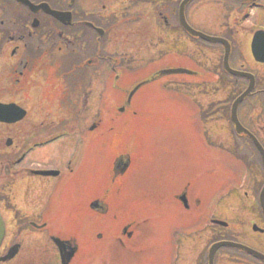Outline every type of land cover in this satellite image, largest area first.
I'll return each instance as SVG.
<instances>
[{
  "label": "rangeland",
  "instance_id": "obj_1",
  "mask_svg": "<svg viewBox=\"0 0 264 264\" xmlns=\"http://www.w3.org/2000/svg\"><path fill=\"white\" fill-rule=\"evenodd\" d=\"M156 2L135 1L129 9L115 5L103 13L117 16L125 29L128 27L130 31L133 28V34H136L132 36V47L126 44L124 35L109 44L106 40L103 49L116 56L131 55L144 59L141 63L128 61L125 74L115 81V86L112 85L114 75L108 70L102 72L105 75H100L99 93L82 108L81 129L88 131L99 121L102 125L97 130L92 149L89 150L85 143L84 156L80 159L84 162L80 165L83 174L80 183H69L52 209L65 212L68 226L80 227L84 231L100 230L108 234L114 232L111 221H135L144 231L141 238L144 245H138V241L134 246L145 247L149 261L159 256L163 264H207L211 244L221 236L231 237L230 240L235 235L244 238L242 233L249 229L247 222L259 216L256 204L251 203L252 198L243 195L247 190L251 195L258 191L263 183L262 170L253 165L257 163L253 151L233 130L229 110L228 114L224 111L240 92L247 89L248 82L224 71L222 48L216 45L197 39L194 49L189 51L186 48L178 54L167 52L163 41L161 44L152 41L158 30L157 24H160ZM239 3L236 0H197L191 7V17L196 28L208 34L231 35L227 26L240 30L239 36L231 38L237 46L232 67H244L254 72L258 81L254 95L240 107V116L246 126L261 127L256 131L264 139V66L256 64L251 57L248 49L251 34L247 29L254 27L259 14L250 15L248 22L241 26L237 20L246 16L247 7ZM144 27L152 28L146 32ZM177 66L189 68L197 74L164 75L148 81L132 102H127L130 90L137 84L151 78L160 69ZM207 106L215 116L210 123L214 131L211 134L200 133V126L204 124L192 115H199ZM28 107L33 115H38L39 104L30 103ZM119 154L130 155L132 167L127 175L113 182V163ZM189 181L192 183L188 192L194 195L192 204L200 200V203L195 202L192 211H187L183 201L176 197ZM113 183H116V192L111 190L114 189ZM125 185V190H119ZM104 195H107L104 199L109 205L104 209L109 212V222L102 220L103 216L92 214L90 208L93 198L103 199ZM125 195L130 199L125 200L122 197ZM116 212L126 220H114ZM189 218L195 222L190 223ZM213 219L228 222V229L213 224ZM188 237L189 242L194 243V255L189 260L177 262L175 254H170L177 246H171L187 243ZM116 247L122 249V246ZM133 249L130 247L132 251L125 264H145L141 252L133 254ZM224 259L219 256V264H223Z\"/></svg>",
  "mask_w": 264,
  "mask_h": 264
},
{
  "label": "flooded vegetation",
  "instance_id": "obj_2",
  "mask_svg": "<svg viewBox=\"0 0 264 264\" xmlns=\"http://www.w3.org/2000/svg\"><path fill=\"white\" fill-rule=\"evenodd\" d=\"M31 1L37 5L47 3L52 9L62 13L71 11L72 23L68 22V15L65 14L58 19L43 8L34 11L19 0H0V103L26 105L31 101L40 103L67 101L66 104L78 106L85 74H97L100 70L108 68V63L113 64L111 69L115 71L127 69L131 55L118 58L103 50L105 41L107 40L108 44L112 43L117 32L122 29L121 26H117V17L103 15L97 11L101 9L107 12L115 5L129 9L135 1L140 0ZM182 1L157 0L156 2L160 24H157L158 30L157 33H153L155 38L152 41H158L159 44L163 41L167 52L180 54L186 51V48L191 51L196 46L198 37L192 36L181 24ZM196 1H190L185 10L186 20L194 28L196 24L191 17V7ZM236 1L240 2L242 7H254V14H259L258 18H255L252 31L248 28L251 34L248 49L251 53L253 37L257 32L264 30V0ZM237 22L238 24L248 22V19L240 18ZM151 28L144 27L143 30L150 32ZM227 28H230L231 35L219 34L232 44L231 58H233L237 46L231 38L239 36L240 30H234L232 26ZM132 29L128 31L127 27L125 31L126 44L129 47L133 46L132 36L136 35L133 34ZM147 38L151 39L150 35H147ZM210 44L222 48V53L225 52L222 43L210 42ZM256 64L264 65L257 62ZM237 79L248 82L244 77ZM92 80L94 81L95 78L93 77ZM34 90L38 91L32 92ZM224 111L226 113L228 107ZM195 117L205 124V127L200 126V133L211 134L210 123L215 117L212 116V110L207 106ZM31 118L33 120L27 125H23L20 121L11 124L0 122V219L4 227V235L0 238V264H117L121 261L126 263L128 260L126 257H130L129 252L132 251L130 247L134 248L133 254L141 252L144 261L146 260L145 264H163L159 256L152 261L147 260L148 251L145 247L134 246L138 241V245H144L141 239L144 231L133 222L119 221L114 226L116 232L104 240L103 236L94 237L90 231L85 232L83 228L68 226L65 212L52 209L56 199L62 198V190L66 189L69 183L79 184L83 176L80 173V165H83L80 163V155L69 159L65 164L67 157L63 154L64 149L76 146L77 138H80L82 131L75 130L78 123L77 114L34 115ZM258 135L261 136L259 133ZM55 136L59 138L53 143L58 145L54 158L52 154L41 156L39 149L45 147L37 146L30 152L31 164L29 166L24 164V167H21L23 165L20 164L21 153L25 149ZM261 142L264 145V139H261ZM124 155H119L114 160L113 182H117L128 171L127 169L122 173L130 158ZM52 159L57 163L52 165ZM74 160H77L76 164ZM73 164L75 167H72ZM52 169L58 170V175L44 176L37 173ZM64 182L68 183L64 184ZM253 189H255L254 185ZM113 191L116 192L115 187ZM184 192L188 197L186 210L192 211L195 202L200 203V201L192 204L193 195L187 188ZM236 192L239 194L238 191ZM260 192L251 195L247 190L243 196L251 197L252 202L259 203L260 206ZM234 194L230 198L235 196ZM122 197L125 200L130 199L126 195ZM176 197L181 196L178 194ZM258 211L259 216L254 217L253 222L258 225L257 230L245 233L243 240L244 244L264 253V211L260 209ZM117 212L113 216L114 220L120 218L126 220ZM101 213L103 212L97 214ZM108 213L107 211L104 214ZM189 219L190 223L195 222V219ZM189 240L188 237L187 243L171 246V248L177 246L170 252L171 255L175 254L177 262L181 263L184 259L189 260L193 257L194 243L192 245ZM117 244L122 246L119 252L116 249ZM221 255L225 258L223 264H264V259L228 246L218 250L215 264H219Z\"/></svg>",
  "mask_w": 264,
  "mask_h": 264
},
{
  "label": "water",
  "instance_id": "obj_3",
  "mask_svg": "<svg viewBox=\"0 0 264 264\" xmlns=\"http://www.w3.org/2000/svg\"><path fill=\"white\" fill-rule=\"evenodd\" d=\"M188 2V0H186L184 3H183V5H182V8L184 7V5L186 4ZM43 7H46V5H43ZM54 13H56V12H54ZM57 15V14H56ZM182 21H183V24L186 26V27H189L188 25H187V23H186V21L182 18ZM191 30V32H193L195 35H197V36H201V37H203V39L205 38V39H207V40H213V41H222V42H224L225 41V44H226V55H225V68L229 71V72H231V73H233V74H237V75H243V76H246V77H248V78H250L251 79V83H250V85H249V87L247 88V90L242 94V95H240L236 100H235V102H234V104H233V109H232V120L236 123V125H237V131L239 132V133H249L248 132V130L247 129H245L243 126H242V124L240 123V121H239V119H238V107H239V104L243 101V99L246 97V96H248L250 93H251V91L254 89V87H255V83H256V80H255V77L253 76V75H251V74H248V73H245V72H238V71H236V70H233L231 67H230V65H229V55H230V44L228 43V41H226L225 40V38L223 39V38H216V37H211V36H208V35H206V34H203V33H201V32H198V31H194L193 29H190ZM256 58H257V60H259V61H262V62H264V55H257L256 54ZM178 72H188V70H185V69H173V70H168V71H164V72H161V73H163V74H166V73H178ZM250 134V133H249ZM264 190V189H263ZM263 203H264V192H263ZM235 243H231V242H219V243H217V244H215L213 247H212V249H211V252H210V264H214V254H215V252H216V250L218 249V248H220L221 246H223V245H234ZM235 245H237V244H235ZM240 247H243L244 248V246H242V245H240ZM246 249H248V248H246ZM248 250H250V249H248ZM250 251H252V250H250ZM252 252H254V253H256V255L257 256H262L261 254H259V253H257L256 251H252Z\"/></svg>",
  "mask_w": 264,
  "mask_h": 264
}]
</instances>
